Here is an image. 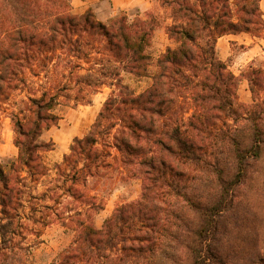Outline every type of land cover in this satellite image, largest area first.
Returning a JSON list of instances; mask_svg holds the SVG:
<instances>
[{
  "label": "trees",
  "instance_id": "trees-1",
  "mask_svg": "<svg viewBox=\"0 0 264 264\" xmlns=\"http://www.w3.org/2000/svg\"><path fill=\"white\" fill-rule=\"evenodd\" d=\"M260 1L162 0L172 20L166 31L177 46L157 60L150 87L135 94L120 75H147L151 59L144 50L155 19L119 15L103 24L90 12L75 15L71 0H0V102L23 83L25 70L38 59L52 63L56 52L88 63L86 51L96 50L98 70L78 76V91L112 89L87 133L72 140L56 165L61 182L37 193L32 188L28 200L23 174L45 175L41 154L52 144L40 137L59 120L53 112L59 96L43 90L11 116L18 155L8 171L0 163V264L28 263L36 244L30 239L40 236L35 227L49 224L47 213L62 198L78 205L63 218L74 223L75 236L50 264H150L166 239L180 244L187 264H210L208 247L264 147V70L245 71L251 103H239L240 78L217 58L215 44L227 34L261 35ZM111 157L119 170L138 176L141 193L96 228L93 216L103 204L88 184L108 174ZM193 185L216 186L219 197L205 204L204 196L185 192ZM255 264H264V256Z\"/></svg>",
  "mask_w": 264,
  "mask_h": 264
},
{
  "label": "rangeland",
  "instance_id": "rangeland-1",
  "mask_svg": "<svg viewBox=\"0 0 264 264\" xmlns=\"http://www.w3.org/2000/svg\"><path fill=\"white\" fill-rule=\"evenodd\" d=\"M167 13L166 15H169V12ZM95 51H86L92 56L91 62L88 63H85L81 56L70 59L59 55V52H56L59 57L54 55L52 63L46 64L38 59L35 63L36 67L23 73V83L18 82L17 88L8 93V99L0 102V163L6 171L15 161L13 157L15 134L11 116L23 112L28 98L38 97L43 90L58 95L61 103L53 111L60 120L40 137L41 141L52 144V150L41 154L40 160L45 175L37 178L31 175L34 174L33 170L24 172V181L20 185L25 188L24 200H28L32 188L33 192L37 193L46 190L47 186H57V181L61 182L55 171L56 165L62 162L64 156L61 154V148L72 144L71 136L74 131L81 132L85 128V123L87 127L93 123V108L85 107L91 104L99 105L110 94V90L104 87H100L102 90L96 95L89 89L78 91L81 86L77 81L78 76L84 75L89 69H94L91 71L92 74H96L98 70L92 64L97 57ZM122 79L132 86V78L129 75L124 74ZM238 89L240 90L238 99L243 100L245 97L242 93L243 89L240 86ZM112 154L117 156L115 150H112ZM107 161L112 163V169L108 174L99 180L90 179L88 184V189L93 191L103 204L102 212L93 216L92 222L96 228L102 225L117 206L137 200L141 193V181L138 176L119 170L116 160L114 161L112 157ZM216 191V186L193 185L186 186L185 189L188 195L204 196L202 202L208 205L216 202L219 197ZM27 207L26 202L22 209L24 214L29 212ZM69 207L78 208V205H74L71 199L62 198L60 205L55 206L56 211L47 213L50 218L49 224L45 227H35L40 236L30 239L36 244L32 247L27 264H50L59 252L73 241L74 223L63 219ZM192 215H189L188 220ZM194 216L196 223L197 217ZM211 243L212 246L208 247V255L206 253L208 258L211 254L210 264H255L258 255L264 256V147L260 158L250 163L246 181L234 196L233 208L222 219L220 234L216 235ZM173 244L175 243L168 239L164 240L149 263L173 264L169 259L171 256H178L180 262L178 260L175 263L187 264L180 244Z\"/></svg>",
  "mask_w": 264,
  "mask_h": 264
},
{
  "label": "crops",
  "instance_id": "crops-1",
  "mask_svg": "<svg viewBox=\"0 0 264 264\" xmlns=\"http://www.w3.org/2000/svg\"><path fill=\"white\" fill-rule=\"evenodd\" d=\"M71 7L75 15H83L86 12H90L97 22L103 24H107L119 15H125L128 21H132L135 18L141 20L153 18L158 22V26L152 32L150 44L144 50V53L151 59V65L147 69V75L142 77H136L130 73H122L120 75L121 82L132 89L135 94H140L150 87L153 76L158 72L157 60L167 49H174L177 46L176 42L168 36L166 31L167 27L172 24V20L169 15H166L168 9L162 4V0H71ZM259 9L264 19V0L260 1ZM215 52L217 58L226 64L229 72L240 78L238 88L240 86L243 89L242 93L245 97L243 100L238 99L240 90L237 89V101L244 105L250 104L251 95L248 83L244 79L243 74L249 68L264 70V32L257 37L248 33L221 36L216 41ZM124 74L132 78V86H129V84L123 81L122 77ZM102 87L109 89L111 93L112 89L109 86ZM101 88L95 91L94 94H100ZM106 99H103L99 105L91 104L89 107H85L93 108V120H95ZM88 128L90 127H87L85 123V128L81 132L74 131L71 136L72 139L83 137L89 130ZM69 147L70 145L68 144V147L61 148V154H68ZM17 155L18 151L15 147V153H13L15 160Z\"/></svg>",
  "mask_w": 264,
  "mask_h": 264
}]
</instances>
